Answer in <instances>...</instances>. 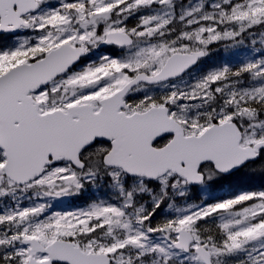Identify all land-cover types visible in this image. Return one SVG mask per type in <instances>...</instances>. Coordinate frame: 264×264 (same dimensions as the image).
<instances>
[{
    "label": "snow or ice",
    "instance_id": "1",
    "mask_svg": "<svg viewBox=\"0 0 264 264\" xmlns=\"http://www.w3.org/2000/svg\"><path fill=\"white\" fill-rule=\"evenodd\" d=\"M0 264H264V0H0Z\"/></svg>",
    "mask_w": 264,
    "mask_h": 264
},
{
    "label": "trees",
    "instance_id": "2",
    "mask_svg": "<svg viewBox=\"0 0 264 264\" xmlns=\"http://www.w3.org/2000/svg\"><path fill=\"white\" fill-rule=\"evenodd\" d=\"M85 197L77 198L74 202L65 201L63 203L57 202L56 210L64 211V210H73L76 207L84 206Z\"/></svg>",
    "mask_w": 264,
    "mask_h": 264
},
{
    "label": "flooded vegetation",
    "instance_id": "3",
    "mask_svg": "<svg viewBox=\"0 0 264 264\" xmlns=\"http://www.w3.org/2000/svg\"><path fill=\"white\" fill-rule=\"evenodd\" d=\"M261 185V181L259 179L252 181L250 185H245V187H254V188H259ZM220 195H226V193H220Z\"/></svg>",
    "mask_w": 264,
    "mask_h": 264
}]
</instances>
